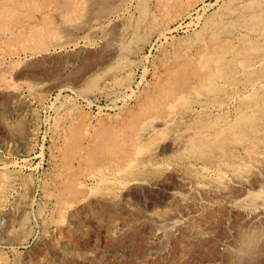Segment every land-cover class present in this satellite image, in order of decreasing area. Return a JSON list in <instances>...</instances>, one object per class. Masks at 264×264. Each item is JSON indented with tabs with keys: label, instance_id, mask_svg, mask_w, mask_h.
<instances>
[{
	"label": "rangeland",
	"instance_id": "obj_1",
	"mask_svg": "<svg viewBox=\"0 0 264 264\" xmlns=\"http://www.w3.org/2000/svg\"><path fill=\"white\" fill-rule=\"evenodd\" d=\"M53 1L36 0L11 22L0 18V264H263L262 257L242 262L226 251L224 239L246 217L223 197L197 220L199 237L173 238L162 253L149 254L147 215L177 208L188 223L204 195L194 193L181 205L170 198L172 189L185 190L175 174H165V185L151 190L155 174L111 162L118 149L138 147L139 127L122 123L153 95L175 90L178 106L193 101L184 108L197 114L208 99L198 83L211 54L232 71L219 86L229 89L242 79L236 86L245 85L248 75L232 58L240 59L244 46L264 57V0H98L87 6L89 25L79 29L78 18L62 47L34 51L31 43L3 37ZM229 104L231 113L234 100ZM179 129L147 140L149 149L160 146L171 167L184 152L180 139L191 134ZM123 192L128 206L118 200ZM122 221L125 229L114 232Z\"/></svg>",
	"mask_w": 264,
	"mask_h": 264
},
{
	"label": "bare ground",
	"instance_id": "obj_2",
	"mask_svg": "<svg viewBox=\"0 0 264 264\" xmlns=\"http://www.w3.org/2000/svg\"><path fill=\"white\" fill-rule=\"evenodd\" d=\"M35 1L4 0L0 4V18L9 19L11 22L10 17L13 14L25 10ZM97 1L54 0L51 4L40 6L41 14L35 16L36 19L33 20L34 16L32 17V15L22 18L15 26L9 27L7 34L3 37L12 36L17 40L22 39L24 45L31 43L30 48L34 51L44 50L52 45L62 47L69 41L68 32L75 28V21L78 18L82 19L77 26L79 29H85L89 25L91 19L84 18V15L87 13V6ZM108 13L109 11L105 12V15ZM244 45L246 44L244 43ZM248 47L244 46L242 48L240 59L238 58L240 55H235V58L238 56L237 59L232 58V63L235 64L234 67L239 64L238 66L243 67L248 75L247 80H244L246 82L244 86H236L243 79L236 81L235 86L229 89L219 86L218 81L223 80V77L232 73V71L229 72L230 64L225 62L226 60L221 58V55L218 57L216 55L217 58H214L211 54V58H208L207 62H202L203 66H206L201 72L198 83L201 86L199 87L200 95L207 94L208 99L199 102L200 108L196 110L197 114L194 115L193 110L184 108L189 100L188 102L185 100L187 103L180 108L177 102L181 98H176L175 90L165 89L150 97L151 99L147 105L139 110L136 116L130 117L122 123L128 128L139 127L138 147L131 149L130 146L126 145L118 149L117 158L111 164H120L125 161L124 164H128L127 167L133 171L137 170L140 173L142 171L144 175L145 172L151 173L150 175L155 174L156 178L151 183L147 181L151 190L165 185L166 182L163 178L165 174H175L185 190L181 192L172 189V191H169L170 198L182 203L181 205L187 203L194 193L200 192L204 195V198L200 200L197 198L199 209L194 213L191 212L190 216L193 219L188 223L183 217L184 212L177 208H170L165 213L154 212L147 215L150 230V233H148L150 234L149 254L153 252L162 253L173 238L179 236L199 237L202 234V224L197 220H202L201 215L204 214V210L215 207L219 198L223 197L229 201L231 208H238L243 211V215L246 217L245 222L235 227L234 231H230L231 235L224 239L223 244L226 246V251L240 260L251 261L258 257L264 259V57H262L263 54L260 51L257 57H254V54L250 55ZM217 52L219 53V51ZM206 56L204 59L207 58ZM202 64L200 63V66ZM245 72L243 73L244 77H246ZM8 76L10 77V75ZM237 76L240 75H236V78ZM182 81V84H186L187 78L184 77ZM176 90L180 92V96L185 95V90L182 91L183 86H177ZM233 100L235 110L230 113L227 108L230 105L229 102ZM189 105H186V107ZM177 108L183 111H178ZM161 112H166V115L159 116ZM193 115L196 116L195 119L191 123L187 122ZM177 128L189 131L191 134H188L189 138L187 136L188 139L185 142L184 138L180 139L184 142H182L184 152L179 155L177 153L178 156L175 154V158L171 155L173 159L176 160L177 158L176 166L171 167L164 157H161L159 153L160 146L153 147L152 145L149 149L147 140L149 136L167 130V133H172ZM173 140L175 141L174 138ZM180 140L178 139V141ZM174 141L168 147L174 146ZM159 143L161 144V141ZM130 157L133 158L127 163V159ZM188 160L195 164L194 168L193 166L190 167L192 164L187 162ZM118 200H123L127 206L130 203L127 194L124 192L122 199ZM126 226V221L120 222L115 227L114 232H120ZM184 227H186V230H183ZM51 250L57 253V249ZM180 257L185 258L187 256L184 252H181ZM26 264L37 263L29 261Z\"/></svg>",
	"mask_w": 264,
	"mask_h": 264
}]
</instances>
